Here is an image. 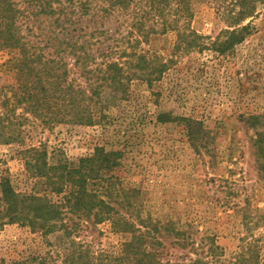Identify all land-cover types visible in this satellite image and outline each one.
Listing matches in <instances>:
<instances>
[{"label":"rangeland","instance_id":"rangeland-1","mask_svg":"<svg viewBox=\"0 0 264 264\" xmlns=\"http://www.w3.org/2000/svg\"><path fill=\"white\" fill-rule=\"evenodd\" d=\"M16 1L34 10L30 0ZM229 2H193L189 25L182 19L179 26L190 27L202 37L187 50L184 44L178 47L175 28L161 33L160 21H147L138 31L131 26L130 14L117 11L97 20L83 17L82 26L93 46H113L118 52L113 58L127 60L128 74L139 77L131 82L129 96L110 104L97 124L46 126L31 118L21 142H0V179L8 177L17 191L47 194L58 201L62 195L27 171L22 150L44 146L50 161L70 167L78 166L97 146L122 150L118 174L127 185L141 188L140 205L122 210L134 218L140 212L159 222L156 236L162 244L155 247L162 259L192 262L199 257L202 264H264V3L254 16L232 24L224 6ZM55 17H23V32L42 45L50 39L57 44L63 34ZM151 23L160 30L148 32ZM97 27L106 33L90 36ZM232 30L243 38L226 47ZM219 47H225L224 53ZM133 51L147 54L152 67L165 63L168 68L150 85L142 76L144 71L135 67L139 56ZM11 55L0 49V64ZM72 76L83 81L76 73ZM160 113L164 122L158 121ZM181 117L202 123L197 139L189 141L185 136ZM66 220L80 223L73 237L96 252L118 255L129 236L114 231L108 221L78 220L71 213ZM213 238L223 252H212ZM69 247L70 239L62 231L44 236L16 222L0 227V264H41V257L64 264Z\"/></svg>","mask_w":264,"mask_h":264},{"label":"trees","instance_id":"trees-1","mask_svg":"<svg viewBox=\"0 0 264 264\" xmlns=\"http://www.w3.org/2000/svg\"><path fill=\"white\" fill-rule=\"evenodd\" d=\"M194 1L30 0L35 7L28 10L16 0H0V49L12 52L11 57L0 64V142H21L24 125L31 118L40 120L46 126L65 122L97 124L106 117L104 110L110 104L129 96L130 84L139 76H134L136 73L128 74L127 60L113 58L118 53L113 46L106 49L93 46V42L86 37L89 32L82 26L83 17L90 15L97 20L117 11L122 16L130 14L133 16L131 26L138 31L142 26L144 28L147 21H160L161 33L175 28L178 47L184 44L187 50L196 39L202 37L190 27L185 30L179 26L182 19L187 20L189 25L194 15ZM263 3L264 0H230L227 5L224 4L226 17L231 19L228 21L232 24H240L254 16L258 6ZM32 14L50 18L56 16L55 21L62 27L63 34L57 38V44H53L52 39L44 41L43 45L28 39L23 32L21 18ZM154 25L151 23L148 32L160 30ZM247 25H243V28ZM98 29L95 28L90 36L96 32L106 33ZM242 38L237 30H232L225 41L226 47ZM51 48L52 51L49 50ZM224 49L218 48L222 53ZM124 53L120 52L119 57H123ZM131 53L139 56L135 67L144 71L145 75L142 76L150 85L160 79L168 68L165 63L152 67L147 54ZM69 55L74 57L71 62ZM98 55L100 61L97 60ZM150 67L152 69L148 72ZM74 73L82 76L83 81L78 76H72ZM98 112L100 117L97 119ZM164 118L163 113L158 115L159 122H164ZM178 119L183 123L188 140L197 139L202 123L190 118ZM21 153L30 175L42 180L52 192L62 196L56 201L47 194L20 192L8 177L2 176L0 227L16 222L30 227L34 232L40 230L44 236L62 231L63 236L70 239L71 246L65 252L64 264H202L199 257L192 262L162 259L155 247L162 244L156 236L160 230L159 222L140 212L135 218L123 212L122 209L130 211L138 203L140 205L141 188L127 185L118 174L123 160L122 150L97 146L93 153L82 157L76 167L62 161H50L44 146H30ZM69 213L78 220L91 218L97 223L108 221L114 231L128 234L121 253L96 252L89 244L76 240L73 232L80 223L74 220L68 222L66 216ZM211 244L212 252H223V247L214 238ZM41 260V264H56L47 262L44 257Z\"/></svg>","mask_w":264,"mask_h":264}]
</instances>
